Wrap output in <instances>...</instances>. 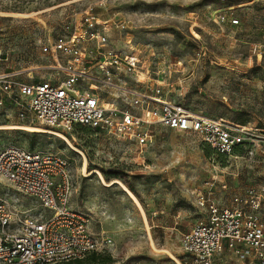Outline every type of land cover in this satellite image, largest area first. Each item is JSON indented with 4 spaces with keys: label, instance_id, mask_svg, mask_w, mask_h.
<instances>
[{
    "label": "rangeland",
    "instance_id": "obj_1",
    "mask_svg": "<svg viewBox=\"0 0 264 264\" xmlns=\"http://www.w3.org/2000/svg\"><path fill=\"white\" fill-rule=\"evenodd\" d=\"M228 4L235 5L237 26L229 19L214 20V11ZM87 11L107 22L112 47L137 58L141 77L125 71L116 75L127 86L160 85L165 99L264 135V0H0V71H21L24 81L63 78L61 69L51 67L58 59L43 48L62 32L69 15L79 19ZM14 124L40 126L18 119L13 107L0 106V125ZM40 127L66 135L84 152L87 169H97L107 182L130 184L147 217L146 222L119 183L104 184L97 173L84 175V156L58 135L1 128L0 150L17 145L70 160L71 205L90 218L95 234L112 240L98 252L102 263L87 254L55 264H179L168 250L181 264H193L182 238L206 213L199 195L229 205L233 196L264 184V142L249 161L217 154L197 133L162 126L153 128L152 141L144 146L100 130ZM0 201L17 213L37 209L32 197L1 176ZM212 264L257 263L225 252Z\"/></svg>",
    "mask_w": 264,
    "mask_h": 264
},
{
    "label": "built area",
    "instance_id": "obj_2",
    "mask_svg": "<svg viewBox=\"0 0 264 264\" xmlns=\"http://www.w3.org/2000/svg\"><path fill=\"white\" fill-rule=\"evenodd\" d=\"M234 6L215 10L214 20L239 25L240 19L232 18ZM68 18L62 32L43 48L58 59L51 67L65 76L24 81L18 77L21 71H0V106L13 107L18 119L31 124L63 131L89 127L140 146L151 143L156 126L194 132L217 154L255 158L264 142L257 129L165 99L160 85L127 86L116 76L119 72L136 77L143 73L137 71L134 55L111 46L107 22L89 11L79 19L76 13ZM114 89L122 96H115ZM110 94L113 99L107 101ZM238 147L242 154L235 152ZM0 176L37 204L34 212L17 213L0 201V264H55L111 245L112 240L92 232L90 218L71 205L74 178L63 154L8 145L0 150ZM197 201L206 213L182 238L183 251L193 264H212L225 252L264 264V184L233 196L229 205L202 194Z\"/></svg>",
    "mask_w": 264,
    "mask_h": 264
},
{
    "label": "bare ground",
    "instance_id": "obj_3",
    "mask_svg": "<svg viewBox=\"0 0 264 264\" xmlns=\"http://www.w3.org/2000/svg\"><path fill=\"white\" fill-rule=\"evenodd\" d=\"M6 14L24 15V16L28 15V14H25V13H15V12H12V13H7L6 12ZM1 128H20V129L29 130V131L52 132V133L58 135L59 137L64 139L73 149L79 151L84 156V166H83L84 175L92 176L93 174L97 173L100 176V178H101V180L103 181L104 184L111 185L114 182L119 183L120 186L123 188V190L128 194V196L134 201V203H136V205L140 209L142 215L144 216L145 221L147 222L146 213H145V210H144L139 198L129 189V187L127 185H125L122 181H120L119 179H115V180H112L111 182H107L105 180L104 176L102 175V173L100 171H98L97 169H90V170L87 169V159H86V156H85L84 152L82 150H80L78 147H76L75 145H73L72 142L70 141V139L66 135H64L63 133H61L59 131L50 130V129H47V128H44V127H40V126L25 125V124L0 125V129ZM151 243H152V246L155 249H159V248L156 247V245H155V243H154L152 238H151ZM160 250H167V249L161 248ZM168 252H169V254L171 255V257L173 259H175L179 264H181L180 260L173 253H171L169 250H168Z\"/></svg>",
    "mask_w": 264,
    "mask_h": 264
},
{
    "label": "trees",
    "instance_id": "obj_4",
    "mask_svg": "<svg viewBox=\"0 0 264 264\" xmlns=\"http://www.w3.org/2000/svg\"><path fill=\"white\" fill-rule=\"evenodd\" d=\"M229 5H232V4H229ZM241 125H244V124L241 123ZM76 128H88V129H91V128H89V127H84V126H78V127H76ZM74 129H75V128H74ZM92 130H93V129H92ZM235 152H236L237 154H241V153H243V150H242L241 147H238V148L236 149ZM127 186L129 187V189H130L135 195H137L136 192H135V190H134V188H133L130 184H127ZM89 254H91V255H90V258L93 259L94 262L102 263V262L105 261V259L102 258V257L100 256V254H99L97 251L91 252V253H89Z\"/></svg>",
    "mask_w": 264,
    "mask_h": 264
},
{
    "label": "crops",
    "instance_id": "obj_5",
    "mask_svg": "<svg viewBox=\"0 0 264 264\" xmlns=\"http://www.w3.org/2000/svg\"><path fill=\"white\" fill-rule=\"evenodd\" d=\"M91 225H92V222H90V230L92 231ZM92 232H93V231H92Z\"/></svg>",
    "mask_w": 264,
    "mask_h": 264
}]
</instances>
